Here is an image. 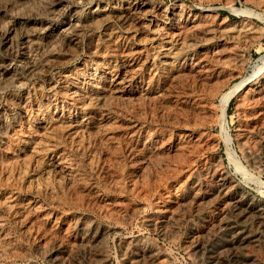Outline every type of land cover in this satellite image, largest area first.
Returning a JSON list of instances; mask_svg holds the SVG:
<instances>
[{
  "label": "rangeland",
  "instance_id": "obj_1",
  "mask_svg": "<svg viewBox=\"0 0 264 264\" xmlns=\"http://www.w3.org/2000/svg\"><path fill=\"white\" fill-rule=\"evenodd\" d=\"M262 183L264 0H0V264H264Z\"/></svg>",
  "mask_w": 264,
  "mask_h": 264
},
{
  "label": "bare ground",
  "instance_id": "obj_2",
  "mask_svg": "<svg viewBox=\"0 0 264 264\" xmlns=\"http://www.w3.org/2000/svg\"><path fill=\"white\" fill-rule=\"evenodd\" d=\"M32 3V2H31ZM4 4V3H3ZM2 20V19H1ZM200 24V23H199ZM197 26V25H196ZM209 29V28H208ZM179 37V36H178ZM219 51V50H218ZM217 62V61H216ZM201 72V71H200ZM74 83V82H73ZM253 88V87H252ZM74 90V89H73ZM238 89H234V90H232L230 93H228V94H226L223 98V106H222V109L224 110L226 107H227V105H228V103H229V101H230V99H231V97L233 96V94H235V92L237 91ZM247 96V95H246ZM90 97V96H89ZM260 97V96H259ZM244 102V101H243ZM202 104V103H201ZM193 111V110H192ZM184 135V134H183ZM183 138V137H182ZM176 146V145H175ZM159 154V153H158ZM207 170V169H206ZM207 172V171H206ZM205 173V172H204ZM262 185V187H264V183H262L261 184ZM222 187V186H221ZM73 188V187H72ZM66 189V188H65ZM84 189V188H83ZM75 190V189H74ZM262 190V189H261ZM225 191V190H224ZM77 194V193H76ZM226 194V193H225ZM222 195V194H221ZM72 196V195H71ZM75 197V196H74ZM81 197V196H80ZM83 199V198H82ZM79 201V200H78ZM81 201V200H80ZM228 202V201H227ZM234 202V201H233ZM77 203V202H76ZM238 204V203H237ZM250 205H252V204H250ZM18 206V205H17ZM249 206V205H248ZM254 207V206H253ZM251 208V207H250ZM245 209V208H244ZM247 209V208H246ZM263 209V210H262ZM171 210V209H170ZM250 210V209H249ZM254 211H255V209H254ZM257 211L258 212H260L261 213V215H263V211H264V204H263V207H260L259 206V208L257 209ZM22 212V211H21ZM35 212V211H34ZM250 212V211H249ZM253 212V211H252ZM251 212V213H252ZM246 213V212H245ZM248 213V212H247ZM255 213V212H254ZM259 213V214H260ZM114 214V213H113ZM244 214V213H243ZM258 214V213H257ZM46 215V214H45ZM108 215H110V214H108ZM237 215V214H236ZM239 215V214H238ZM41 216V215H40ZM114 215H112V217H113ZM177 216V215H176ZM155 217V216H154ZM260 217V216H259ZM178 218V217H177ZM180 218V217H179ZM178 218V219H179ZM261 218V217H260ZM263 218V217H262ZM37 219V218H36ZM243 220V219H242ZM261 220V219H260ZM164 221V220H163ZM264 221V220H263ZM257 222V221H256ZM87 223V222H86ZM165 223V222H164ZM260 223V222H259ZM263 224V223H262ZM75 225V224H74ZM169 225V224H168ZM259 225V224H258ZM245 226V225H244ZM165 227V226H164ZM178 228V227H177ZM235 229V228H234ZM233 229V230H234ZM237 229V228H236ZM170 230V229H169ZM219 230V229H218ZM249 230V229H248ZM171 231V230H170ZM225 231V230H224ZM172 232V231H171ZM174 232H175V230H174ZM210 232H212V231H210ZM242 233H241V236L242 237H244V236H246L247 234L245 233V231H241ZM249 232H251V230L249 231ZM252 232H253V230H252ZM235 233H238V232H235ZM172 234V233H171ZM174 234V233H173ZM216 234V233H215ZM234 234V233H233ZM240 234V233H239ZM246 234V235H245ZM251 234V233H250ZM81 235H83V234H81ZM225 235V234H224ZM202 236V235H201ZM235 236V235H234ZM237 236V235H236ZM247 238H248V236H246ZM256 237V236H255ZM202 238H203V236H202ZM239 239H240V237H238ZM247 238H243V240L244 239H247ZM252 238H253V236H252ZM259 238V237H258ZM254 239V238H253ZM252 239V240H253ZM217 240V239H216ZM241 241V240H240ZM248 242V241H247ZM246 242V243H247ZM5 243V242H4ZM94 243V242H93ZM259 243V242H258ZM255 244H257V242L255 243ZM89 245V244H88ZM252 245V244H251ZM99 246V245H98ZM196 246V245H195ZM254 246V245H253ZM189 247V246H188ZM198 247V246H197ZM243 247V246H242ZM252 247V246H251ZM58 248V247H57ZM80 248V247H79ZM92 248V247H91ZM187 248V247H186ZM244 248V247H243ZM242 248V249H243ZM126 249V248H125ZM124 249V250H125ZM130 249V248H129ZM241 249V248H240ZM258 249V248H257ZM188 250V249H187ZM200 250V249H199ZM212 250V249H211ZM253 250V249H252ZM39 251V250H38ZM69 251V250H68ZM194 251V250H193ZM76 252V251H75ZM148 252V251H147ZM103 253H105V252H103ZM196 253V252H195ZM247 253V252H246ZM143 254V253H142ZM212 254V253H211ZM68 255V254H67ZM129 255V254H128ZM149 255V254H148ZM59 256V255H58ZM80 257V256H79ZM83 257V256H82ZM94 257V256H93ZM129 257V256H128ZM211 257V256H210ZM219 257V256H218ZM236 257V256H235ZM87 258V257H86ZM140 258V257H139ZM151 258H153V260H159L160 258H161V256L159 255V254H157V253H152L151 254ZM197 258V257H196ZM214 258H216L215 257V255H214ZM237 258V257H236ZM240 258V257H239ZM54 259V258H53ZM65 259V258H64ZM66 259H67V257H66ZM149 259V258H148ZM199 259H200V257H199ZM202 259V258H201ZM137 260H138V258H137ZM207 260H209V258L207 259ZM254 260H255V258H254ZM58 261V260H57ZM61 261V260H60ZM132 261V260H131ZM149 261H151V260H149ZM237 261V260H236ZM239 261V260H238ZM219 262H222L223 263V261H219ZM240 262V261H239ZM74 263V262H73ZM87 263V262H86ZM90 263V262H89ZM97 263V262H96ZM144 263V262H143ZM218 262H216V260H213L212 258H211V260H210V262H209V264H217ZM225 263V262H224ZM223 263V264H224ZM254 263V262H253ZM156 264V263H155ZM207 264V263H206ZM225 264H227V263H225ZM243 264V263H242ZM259 264V263H258Z\"/></svg>",
  "mask_w": 264,
  "mask_h": 264
}]
</instances>
